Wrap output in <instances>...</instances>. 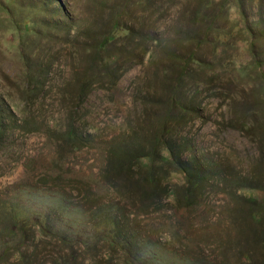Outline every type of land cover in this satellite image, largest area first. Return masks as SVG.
<instances>
[{
    "label": "rangeland",
    "instance_id": "374dc122",
    "mask_svg": "<svg viewBox=\"0 0 264 264\" xmlns=\"http://www.w3.org/2000/svg\"><path fill=\"white\" fill-rule=\"evenodd\" d=\"M128 1L0 0V264H264V0Z\"/></svg>",
    "mask_w": 264,
    "mask_h": 264
},
{
    "label": "trees",
    "instance_id": "16d2710c",
    "mask_svg": "<svg viewBox=\"0 0 264 264\" xmlns=\"http://www.w3.org/2000/svg\"><path fill=\"white\" fill-rule=\"evenodd\" d=\"M150 0H136L135 2H132L131 4L129 3V1H128V4L129 5H131L132 6V4L133 5H137V4H145V3H147V2H149ZM210 1V0H209ZM237 2H238V6L241 4L240 2H241V0H236ZM240 14H241V16H242V18H243V21H244V25H243V30L241 31V33L242 32H247V33H249L250 34V36L252 37V38H255V36L253 35V32H252V26L254 25H258V26H260V27H262V29L264 28V17H261V16H259L256 20H255V22L256 23H254V24H252V25H247V23H246V18L247 17H245V14L243 13V11H240ZM202 15H201V13L200 12H198L197 13V20L198 19H200V17H201ZM115 26H117V25H113V26H111V30L110 31H108L107 32V34H105V36L103 37V41L100 43V45H101V51H103L104 50V46L106 45V44H108L109 42H112L113 40H114V35H113V29L114 28H116ZM112 27H114L113 29H112ZM122 30H125V31H129V29H122ZM121 29H119V28H116L114 31H116V33L117 32H119V31H122ZM104 45V46H103ZM99 51V50H98ZM251 52H252V47H251ZM252 54H253V56L255 55L253 52H252ZM254 59H255V57H254ZM162 162H167V160L166 159H164ZM147 169L149 170H147L148 171V174H147V182L150 184V185H148V186H151V187H147L148 189H144L143 187H141L139 184H137V185H135V186H131V188H130V190H131V192H135V193H139V192H142L143 191V194H140L141 196H147L150 192L151 193H161V194H165V196H167V194H168V189L166 188V187H160V186H158V182L157 181H155V175H154V170H155V168H151V165L149 166V167H147ZM128 189V188H127ZM129 190V189H128ZM252 216H251V218L252 219H254L255 220V217H257L258 216V218L260 219V214L258 213V211L257 212H252ZM126 253V252H125ZM127 254V253H126ZM23 264H29L28 262H23Z\"/></svg>",
    "mask_w": 264,
    "mask_h": 264
}]
</instances>
